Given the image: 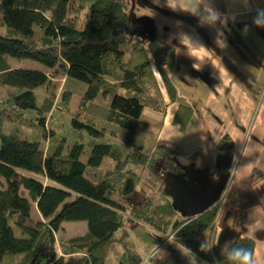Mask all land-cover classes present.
Masks as SVG:
<instances>
[{
  "label": "trees",
  "instance_id": "1",
  "mask_svg": "<svg viewBox=\"0 0 264 264\" xmlns=\"http://www.w3.org/2000/svg\"><path fill=\"white\" fill-rule=\"evenodd\" d=\"M0 22L6 27L0 34V86L13 89L7 102L0 96V264H229L226 242L255 253V240L238 229L217 233L219 205L176 219L178 209L168 197L149 196L160 173L152 172L148 153L126 144L131 146L144 109L166 112L157 73L176 101L170 72L177 52L142 28L128 0H0ZM7 56L39 61L49 72L12 68ZM59 77L87 84L80 108H70L73 91L63 92L60 107L97 140L87 161L83 143L68 145L56 122L47 128L58 99L50 90ZM40 89L45 93L39 101ZM107 96L106 119L123 130L126 144L105 141L106 129L86 115L89 105ZM193 112L180 104L174 124L184 131ZM219 150L220 157H231L230 137ZM105 157L113 161L111 171L92 181L89 167H101ZM174 162L167 158L165 170L178 172ZM129 164L141 169H126ZM136 198H142L139 206ZM33 203L42 219L31 223ZM64 221H86L88 231L59 242ZM128 224L146 257L127 245ZM147 226L173 235L180 249L161 246L162 237ZM205 241L208 248L201 251Z\"/></svg>",
  "mask_w": 264,
  "mask_h": 264
},
{
  "label": "crops",
  "instance_id": "2",
  "mask_svg": "<svg viewBox=\"0 0 264 264\" xmlns=\"http://www.w3.org/2000/svg\"><path fill=\"white\" fill-rule=\"evenodd\" d=\"M128 1L142 28L177 52L170 72L177 99L170 100L159 80L167 109H150L145 118L143 110L135 134L141 136L138 145L152 153L159 148L175 159L190 184L182 187L187 190L183 200H192L193 188L194 197L203 196L208 208L219 205L217 233L234 227L254 239L255 262L264 264V28L252 25L264 0H206L221 16L215 27L200 23L206 6L202 0ZM245 25L251 30L243 34ZM220 32L227 36L222 48L214 43ZM184 37L191 43L185 39L182 45ZM201 42L212 51L198 48ZM180 104L194 110L184 131L173 122ZM116 133L126 136L119 127ZM226 136L232 140L231 164L237 163L233 175L216 168L219 143Z\"/></svg>",
  "mask_w": 264,
  "mask_h": 264
},
{
  "label": "rangeland",
  "instance_id": "3",
  "mask_svg": "<svg viewBox=\"0 0 264 264\" xmlns=\"http://www.w3.org/2000/svg\"><path fill=\"white\" fill-rule=\"evenodd\" d=\"M86 14H88V11H86L83 16L85 17ZM6 32V27L0 22V34L4 35ZM7 61L10 64L12 68H20V69H32V70H40L43 72H49V68L42 64L39 61H35L32 59H18L7 56ZM157 76L160 80V77L157 73ZM55 88L52 87L50 91L56 90L57 93V103H56V109L53 112V115L47 117V128L51 129L52 122L58 123L60 127V131L62 132V135L67 139L68 145L74 144L76 141L83 143L85 145V154L82 156L83 161H87L91 145L94 142H97V140L92 139V137L88 134L86 130L78 129L74 126L73 122V116L65 113L64 111L60 110V107L62 106L61 98L62 94L65 91H73L72 100L70 102V108L72 110H76L80 108L82 97L84 94V91L87 89V84L75 79H70V81H66V79L59 77L58 79H55ZM163 87V86H162ZM164 88V87H163ZM13 89L9 87H2L0 86V96L1 98L7 102V100L10 98V92H12ZM38 96L39 101L42 99V96L44 95L45 91L44 89L38 90ZM47 93V92H46ZM111 102V96H107L106 99L104 97V100L100 98V100L96 101L95 103L91 104V106H88L87 116L90 118L95 119L96 126L99 129H106V136L105 141L113 143V144H119L123 143L126 144L127 137L122 136L119 134V136H116V138L113 135V131H118V127L113 123H110L106 117L109 115V106ZM148 112H151L149 108L145 109L144 117L145 118L148 114ZM141 129L143 134L147 136V132L145 131V127L142 126ZM117 134V133H116ZM132 138V144L127 149L131 147H137L146 153L150 155L151 162L149 165H152V162H154V168L152 169V172L154 173H160V176L157 178L156 186L153 189H148V194L152 199H158L159 196H166L171 201H173V204L178 209V214L176 216V219H185L189 217L190 213L193 211L196 212V210H201L200 213L204 212L205 210L209 209L208 205L205 204V201L203 199V196L196 199L194 197V193L192 190H189L192 200H183L182 195L183 193H186L187 190L182 189L183 185L185 184L186 187H189L190 184H188L189 180H186L188 177L186 176V173H183V171L174 172L172 170H165L164 168V161L167 158L166 151H163L159 148H156V150L152 153L148 149H144L143 147H140L138 145V141L141 139L140 135H135ZM154 159H157V161H154ZM174 165L179 167V164H177L176 160L174 159ZM111 160L110 157H105L103 161V165L98 168H92L89 167V170L87 171V177L91 179L92 181H99L100 179L106 177V174L111 171ZM151 169L149 166L148 169ZM126 169H132L135 171H139L141 169L140 166L136 164H129ZM229 174L231 175L230 169ZM148 173V172H147ZM148 176V174H147ZM142 200V198H136L134 199L135 206H139V202ZM130 211L126 213V216H130ZM199 215V214H198ZM42 219V215L39 212V209L35 203L32 205V215L30 222H36L38 220ZM149 230L155 234L158 233L157 230L154 228L147 226ZM128 236L126 237L127 245L130 247H135L142 256L146 257L144 247L142 244L136 239L134 234L132 233L130 229V224L126 227ZM88 231V225L86 221H64L62 224L61 230L56 234L57 240L59 242H62L66 239L76 237V236H83ZM159 234V233H158ZM159 236L162 237V241L167 238L168 243L165 246H175L180 249L178 244L175 243L174 237L171 238V234H159ZM118 251L122 252V246H117Z\"/></svg>",
  "mask_w": 264,
  "mask_h": 264
},
{
  "label": "clouds",
  "instance_id": "4",
  "mask_svg": "<svg viewBox=\"0 0 264 264\" xmlns=\"http://www.w3.org/2000/svg\"><path fill=\"white\" fill-rule=\"evenodd\" d=\"M201 3H205L206 5V0H202ZM199 6L200 5L193 8L192 10L193 14H197L199 12ZM199 18H200V23L202 25H207L209 27H215L218 22H221V16L216 11H214L212 7H208L207 5L205 6L204 14H201ZM223 22L226 25L227 23L226 18ZM252 25L256 28H264V9L258 10L257 15L252 19ZM250 30H251L250 27L248 25H245L243 29V34L249 33ZM185 39L188 38L187 37L183 38V40L181 41L182 45ZM189 42L191 43L190 40ZM214 43L219 48L226 46L227 36L225 35V33L220 32L217 38L214 39ZM196 46L200 49H203L204 51H212L203 42H201ZM207 248H208L207 241H205L200 245L201 251H205ZM222 251L226 255L229 264H256L254 258L255 253L253 249L237 246L232 244V242H226ZM204 264H206V262H204Z\"/></svg>",
  "mask_w": 264,
  "mask_h": 264
},
{
  "label": "water",
  "instance_id": "5",
  "mask_svg": "<svg viewBox=\"0 0 264 264\" xmlns=\"http://www.w3.org/2000/svg\"><path fill=\"white\" fill-rule=\"evenodd\" d=\"M231 160L232 158L224 155L221 156L218 160H217V164H216V168L218 170H225V169H229L230 165H231Z\"/></svg>",
  "mask_w": 264,
  "mask_h": 264
},
{
  "label": "built area",
  "instance_id": "6",
  "mask_svg": "<svg viewBox=\"0 0 264 264\" xmlns=\"http://www.w3.org/2000/svg\"><path fill=\"white\" fill-rule=\"evenodd\" d=\"M236 166H237V163H233V164H231L230 165V172H231V175H233L234 174V172H235V169H236ZM171 238H173V236H171ZM167 238H165L164 240H163V242H161V246H165L167 243H168V240H166Z\"/></svg>",
  "mask_w": 264,
  "mask_h": 264
}]
</instances>
